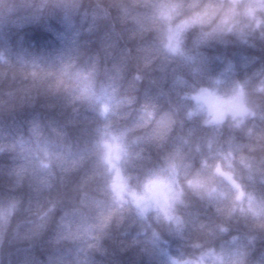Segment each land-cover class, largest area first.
Returning a JSON list of instances; mask_svg holds the SVG:
<instances>
[{
  "label": "clouds",
  "instance_id": "9594fccd",
  "mask_svg": "<svg viewBox=\"0 0 264 264\" xmlns=\"http://www.w3.org/2000/svg\"><path fill=\"white\" fill-rule=\"evenodd\" d=\"M0 264H264V0H0Z\"/></svg>",
  "mask_w": 264,
  "mask_h": 264
}]
</instances>
